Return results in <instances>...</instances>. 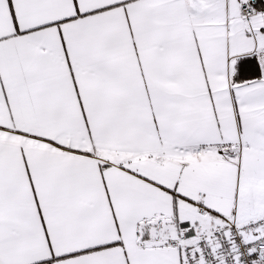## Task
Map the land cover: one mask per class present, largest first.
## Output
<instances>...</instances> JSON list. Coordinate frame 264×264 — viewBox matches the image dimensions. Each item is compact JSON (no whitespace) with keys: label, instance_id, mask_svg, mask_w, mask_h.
<instances>
[{"label":"snow or ice","instance_id":"1","mask_svg":"<svg viewBox=\"0 0 264 264\" xmlns=\"http://www.w3.org/2000/svg\"><path fill=\"white\" fill-rule=\"evenodd\" d=\"M0 264H264V0H0Z\"/></svg>","mask_w":264,"mask_h":264}]
</instances>
